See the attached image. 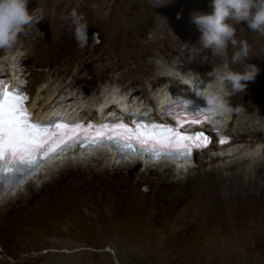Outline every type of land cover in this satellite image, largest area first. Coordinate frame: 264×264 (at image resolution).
Masks as SVG:
<instances>
[{"label": "rangeland", "instance_id": "rangeland-1", "mask_svg": "<svg viewBox=\"0 0 264 264\" xmlns=\"http://www.w3.org/2000/svg\"><path fill=\"white\" fill-rule=\"evenodd\" d=\"M210 5L29 0V10L39 7L44 20L19 37L13 52L0 51V59L10 74L17 54L33 99L45 98L46 83L52 89L60 84L59 96L76 92L74 103L87 114L92 101L108 97L104 86L117 83L131 103L156 113L154 96L188 86L183 71L203 76L213 70L210 52L193 47L200 32L191 22L192 12L208 13ZM74 9L86 18L87 30H99L98 44L77 40L69 19ZM237 38L248 41L249 62L261 71L245 92L230 97L241 111L230 114L228 130L240 141L255 134L264 139V35L242 23ZM60 69L68 74L52 73ZM77 73L89 84L72 87ZM86 116L97 117L94 110ZM244 156L211 161L215 157L204 152L189 173L166 164L114 167L97 159L56 166L1 203L0 264H264V157L235 165ZM255 168L251 175L245 171Z\"/></svg>", "mask_w": 264, "mask_h": 264}, {"label": "clouds", "instance_id": "clouds-1", "mask_svg": "<svg viewBox=\"0 0 264 264\" xmlns=\"http://www.w3.org/2000/svg\"><path fill=\"white\" fill-rule=\"evenodd\" d=\"M28 3L29 0H0V51L5 53L13 52L19 43V37L25 34L31 26L38 25L44 20L43 10L37 7L30 11ZM210 7L211 11L208 13L194 11L191 14V22L200 32L198 44L193 45V47L198 54L210 52L209 58L215 63L213 70L207 74L211 77L207 83H204L198 74H196V76L198 80L202 81V84H204L200 95L206 101V111L209 116L223 119V117L231 114L233 111H241L240 108L233 109L230 103V97L237 93L245 92L248 87L247 82H254L261 71L257 64L249 62L252 59L250 55L252 49L247 40H239L237 38V26L246 23L250 31L264 35V0H211ZM69 19L74 29L75 37L79 42L83 43L82 38L86 37L88 27L86 18L83 14H79L74 9L69 14ZM229 48L233 49L230 60L228 58ZM216 61H218V63H216ZM0 62L3 63L1 59ZM232 65H241L242 68L241 70H236ZM21 67L22 65L19 63V60H17V70H12V72L10 71L9 73L21 72ZM6 69L7 67H5V71ZM10 74L6 72L5 75L7 76ZM104 87L107 90L109 98L113 102L121 100L122 90L119 84L110 83L106 84ZM194 94L195 96L197 95L196 89ZM30 95L33 100L31 92ZM134 106L138 107L137 103L132 104L130 102L126 104L125 108ZM142 110L149 111L156 119L171 121V119H166L158 112L153 113L152 110L146 108H142ZM116 111L122 110L117 109ZM73 116L85 118L87 121L102 119V117L89 119L87 116H80L77 113ZM228 129L229 127L225 124L223 130L226 136H228V140L224 144H220L216 132L208 130L207 134L210 136L211 140L214 141V147L218 152L208 148H205L204 151L195 150L193 156L190 157L189 162H187L189 163L188 169H191L195 164L194 157H199L205 151H210L211 156L213 155L215 158H217V156H222L219 152H221V148L226 146L228 149L225 150V152L229 153V155L227 154L225 157L239 154L244 155L247 153L249 150L248 147L242 149L241 153H235L238 149L236 145L240 140L235 139ZM95 152L106 154L107 157L110 158L108 161L112 164L131 163L137 159L145 166L146 164H166L174 166L179 172L188 171V169L183 170V163H177L176 161H171L166 158L155 159V161L148 160L147 163H145L144 159L136 158L137 155L135 156L133 153H127L124 154L122 160L116 162L114 159L115 156L118 155L114 149L105 150V148L99 147L95 149ZM86 158L85 155H67V158L63 162L72 159L83 161ZM49 166H52L53 169L56 167L55 165ZM18 191L19 190H17V192Z\"/></svg>", "mask_w": 264, "mask_h": 264}, {"label": "snow or ice", "instance_id": "snow-or-ice-1", "mask_svg": "<svg viewBox=\"0 0 264 264\" xmlns=\"http://www.w3.org/2000/svg\"><path fill=\"white\" fill-rule=\"evenodd\" d=\"M27 102V95L19 88L9 91L8 85L0 81V182L13 183L18 174L38 169L42 162L77 143L111 142L133 151L139 146L154 153L156 158L173 154L190 156L194 149L211 143V138L203 132L188 134L191 127L205 120L210 122L207 111L195 115L186 111L169 112L176 121L174 126L135 120L134 126L124 121L104 124L58 121L42 125L33 120ZM220 142L226 143L227 139Z\"/></svg>", "mask_w": 264, "mask_h": 264}, {"label": "bare ground", "instance_id": "bare-ground-1", "mask_svg": "<svg viewBox=\"0 0 264 264\" xmlns=\"http://www.w3.org/2000/svg\"><path fill=\"white\" fill-rule=\"evenodd\" d=\"M13 55V54H12ZM17 55V54H16ZM16 55H13L12 58H11V63L10 65L8 66V70L12 72V70H17V60L14 58L16 57ZM3 65L6 67L5 63L3 60ZM9 63V62H8ZM7 64V63H6ZM174 67H172L173 69ZM69 69H60V70H55V71H52L53 74H57V75H64L65 72L66 74H68ZM76 71V70H75ZM64 73V74H63ZM196 72H193V71H183V76H182V79H183V83H187V87L184 89V88H181V89H175V90H165V91H162L161 93H159L160 95L159 96H154V99L155 100H158V106L160 108H158L157 112L159 114L162 113V109H165L166 113L169 111V108L170 106L176 104V101H178L179 99H181L182 97H187L188 100H190L191 97L189 96H195V89L197 86H199L200 83H202V81H199L197 76H196ZM74 75V74H73ZM199 75V74H198ZM201 75V74H200ZM199 75V76H200ZM82 74L81 73H77L73 76L72 78V82H71V86L72 87H75L76 84H79V85H87L89 84L88 82H85V83H81V81L83 80L82 78ZM202 78V80L204 81V83H207L211 77H209L207 74L203 75V76H200ZM65 79V78H63ZM63 82V81H62ZM191 85V86H190ZM204 85V84H203ZM52 87V86H51ZM50 87V85L46 83V85L44 86V91H46L47 95L45 96V98H40V96H36L34 97V99L32 100V109H35V107L37 106V115L40 117L42 116L43 114H46L47 116H57V115H61V116H73L74 114H78L80 116H86V115H90V112L91 111H95L96 112V115L97 117L96 118H101L103 117L104 114H106L107 112H109V110H111L112 106H115V107H118V109H121L122 111L124 110V108L126 107V104L127 103H130L131 102V99L129 100L127 98L126 95H122V98L121 100L117 101V102H113L109 96L108 97H105L103 99V97L99 100V101H96L95 105H94V101H92V105L93 106H88V108H86V113L87 114H82V111L85 110H81V106H77V104L74 103L75 99L78 98L77 96V93L76 92H72L71 95L69 94H65L64 96H59L60 94V87L61 85H57L56 88H53V89ZM81 89V88H80ZM157 95V94H156ZM87 98V97H86ZM141 100V99H139ZM139 100L137 102H139ZM170 100V101H168ZM167 102V103H166ZM38 103H41V106L38 104ZM59 104H61V106H57ZM141 102L137 103L138 105V108L139 110H142V108H145V106L143 107L142 104H140ZM166 103V104H165ZM133 104V103H132ZM39 105V106H38ZM252 105L250 104L249 105V109ZM59 108V109H57ZM114 108V107H113ZM117 109V108H116ZM151 109V108H150ZM252 111V110H251ZM258 112V111H257ZM260 112V111H259ZM258 114V113H257ZM260 114V113H259ZM256 115V114H255ZM89 119H93V117H87ZM223 120L225 121V124L226 126L229 127V124H230V114L223 117ZM247 122V121H246ZM244 123V122H243ZM258 126V125H256ZM254 126V127H256ZM259 129V128H258ZM257 130V129H256ZM260 132V131H259ZM238 139V138H236ZM238 147V149L236 150V154L238 153H241L242 149H244L245 147H248V149H250V153L248 156H244L243 159H240L238 160L235 165H238L239 163L242 165V163L244 162H253V161H263L262 158L264 157V152H263V148H264V139L262 137H258L256 136V134L254 135L253 138L251 139H244L243 141H240L237 143L236 145ZM227 146L224 147V148H221V152H219L222 156H217V158L215 159H212L211 161H214V160H218V159H223L227 154L229 155V153L225 152V150H227ZM138 151H141L143 152V150H138ZM206 154H211L210 151H205ZM94 156H90L88 159H85L83 161H79V160H70V161H66V162H63L61 164H64L67 166L69 163L68 162H74V163H81V162H89L90 160H94V159H97V160H101V161H104L106 163H108V165H111V166H132V167H135V166H138V163L141 162V161H138L137 159L134 160L133 162L131 163H124V164H112L110 163L108 160L110 158L107 157L106 154H100L99 152H95L94 151ZM247 154V153H245ZM239 157L241 156V154L238 155ZM258 156H260V160H258ZM117 156H115L116 158ZM213 157V155H212ZM229 157V156H228ZM227 157V158H228ZM230 157H236V155L234 156H230ZM195 158V157H194ZM226 158V157H225ZM50 163L52 161H49ZM60 163V162H59ZM58 162H55V163H52L51 165H55V166H59L61 164H59ZM128 165V166H127ZM147 165V164H146ZM154 165V164H152ZM48 164H46L43 169L41 170H45V172L43 173V175L47 174L48 172H51L53 171V167L52 166H48ZM63 166V165H62ZM47 167V168H46ZM61 167V166H60ZM257 167V166H256ZM58 168V167H57ZM259 168V167H258ZM260 169V168H259ZM191 169H188L187 173H189ZM245 171L248 172L249 175H251L253 173V171H257V168H255L254 170L252 169L250 171V169H246ZM259 171V170H258ZM92 172V171H91ZM181 174V173H180ZM42 174H39L37 175L36 177L38 176H41ZM35 177V178H36ZM27 183H30L31 181L29 180H26ZM245 182V181H244ZM32 184V183H30ZM24 186L20 185V186H16L12 191H10L8 194L4 195L3 197L0 198V205L2 202L6 201L7 198L9 195L11 194H17V189L20 188V190L23 188ZM257 188V187H256ZM23 190V189H22ZM17 192V193H16ZM6 198V199H4Z\"/></svg>", "mask_w": 264, "mask_h": 264}, {"label": "water", "instance_id": "water-1", "mask_svg": "<svg viewBox=\"0 0 264 264\" xmlns=\"http://www.w3.org/2000/svg\"><path fill=\"white\" fill-rule=\"evenodd\" d=\"M85 39L89 45L98 44L101 41L100 36H99V30L96 27H90L87 30ZM262 68L264 69V64Z\"/></svg>", "mask_w": 264, "mask_h": 264}, {"label": "flooded vegetation", "instance_id": "flooded-vegetation-1", "mask_svg": "<svg viewBox=\"0 0 264 264\" xmlns=\"http://www.w3.org/2000/svg\"><path fill=\"white\" fill-rule=\"evenodd\" d=\"M115 109V108H114ZM109 111H111V110H109Z\"/></svg>", "mask_w": 264, "mask_h": 264}]
</instances>
